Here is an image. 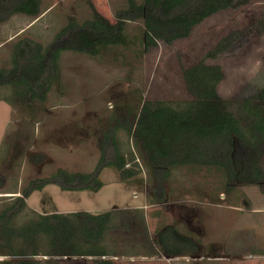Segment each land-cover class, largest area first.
Masks as SVG:
<instances>
[{
	"label": "rangeland",
	"instance_id": "1",
	"mask_svg": "<svg viewBox=\"0 0 264 264\" xmlns=\"http://www.w3.org/2000/svg\"><path fill=\"white\" fill-rule=\"evenodd\" d=\"M42 1L43 10L51 8L24 35L7 41L19 26L33 21L29 17L16 15L1 25L0 69L10 68L11 54L20 41L27 39L47 48L72 19L79 25L90 20L91 6L112 23L126 7V0ZM141 31V23H128L129 45L113 48L99 58L63 54L61 69L67 104L51 112L59 119L56 122L47 110L57 107L53 102L59 100V87L54 88L34 120L29 111L0 101V174L10 179V191L21 195L31 181L51 178L59 169L71 174L93 173L101 158L105 134L124 120L129 128H135L134 113L140 115L146 101L177 103L193 99L183 70L200 63L224 37L236 35V42L219 59L207 61L223 69L220 96L246 98L264 87V0H248L245 6L217 14L196 27L190 38L172 46L159 42L146 54L141 51ZM32 135L30 152L48 157L37 165L22 161L21 153H25ZM119 142L130 160L126 168L136 173L133 179L124 181L118 171L106 169L100 177L104 187L98 193L64 192L57 186H48L31 195L27 200L29 211L20 220L33 217L31 211L49 215L56 207L94 215L119 212V227L107 244L117 262L264 264V187L228 185L217 170L197 167L173 168L168 180L160 184L155 175L152 177L133 138L120 132ZM161 149L167 151L164 144ZM105 150L106 161L113 160V148L108 145ZM165 161L162 164H167ZM16 180L18 184L13 186ZM154 199L162 203L150 205ZM169 228L183 238L187 249L193 247L192 253L172 258L158 253L157 234ZM152 252L157 255L146 257ZM31 260L37 264H92V258L84 257L31 258L19 253L0 256V264H26Z\"/></svg>",
	"mask_w": 264,
	"mask_h": 264
},
{
	"label": "trees",
	"instance_id": "2",
	"mask_svg": "<svg viewBox=\"0 0 264 264\" xmlns=\"http://www.w3.org/2000/svg\"><path fill=\"white\" fill-rule=\"evenodd\" d=\"M247 3L248 0H126V7L116 14L115 23L91 6L90 20L79 25L72 19L51 46L45 48L27 39L15 46L10 68L0 69V101L19 106L30 112L32 120L37 119L49 94L62 83L64 53L99 58L113 48L127 47V24L139 22L141 51L146 54L158 47L159 42L172 46L190 38L207 19ZM50 8L43 10L42 0H0V29L13 16L23 15L36 21ZM235 42L236 35L224 37L200 63L183 70L192 100L146 101L140 115L134 113L135 128H129L124 120L106 133L101 158L93 173L71 174L59 169L51 178L31 181L21 195L19 191H10V179L0 174V256L19 253L31 258H92V264H135L113 260L115 252L107 246L109 236L119 227V212L41 215L31 211L33 217L28 220L19 218L29 211L27 200L31 195L48 186H57L64 192L98 193L104 187L100 177L106 169L118 171L124 181L133 179L136 173L126 168L130 160L120 148V132L132 137L140 147L146 166L160 184L168 180L173 168L197 167L217 170L228 185L264 187V87L250 97L223 99L218 92L224 79L223 69L207 64L208 60L219 59ZM2 91L8 95L1 94ZM28 139L26 151L21 153L22 161L37 165L47 160L45 154L30 152L33 135ZM163 144L167 151L161 149ZM108 145L115 153L111 161H106ZM163 161L167 164H162ZM17 166L21 168L22 162ZM14 183L13 186L17 185L18 180ZM160 203L157 199L150 200V205ZM143 217L140 218L144 223ZM157 235L158 253L165 257L186 256L193 251L192 246L186 248L183 238L171 228ZM156 255L152 252L146 257ZM26 264L37 262L31 260Z\"/></svg>",
	"mask_w": 264,
	"mask_h": 264
},
{
	"label": "crops",
	"instance_id": "3",
	"mask_svg": "<svg viewBox=\"0 0 264 264\" xmlns=\"http://www.w3.org/2000/svg\"><path fill=\"white\" fill-rule=\"evenodd\" d=\"M40 19V18H39ZM38 19V20H39ZM38 20H36V21H30V22H28V23H26V24H23V25H21V26H19V28H18V30H17V33H15V35H9V37L7 38V41H9V40H11V39H13L14 37H20V36H22V35H24L27 31H29L30 30V26H32L34 23H36ZM41 21V20H40ZM62 76H63V80H62V83H61V85L59 86V90L57 91V93H56V95L58 96V98H59V100H55L54 102H53V104L55 105V106H57V107H54V108H51L50 110L48 109L47 110V114H49V117H51L50 119L51 120H53V121H57V120H59L58 118H56V117H53V115H52V111H54L55 109H57V108H65L64 107V105L65 104H67L66 102H65V98H66V96H67V92H65V90H64V88H63V85H64V74H63V72H62ZM54 91V90H53ZM53 91L49 94V96L50 95H52V93H53ZM68 98V97H67ZM79 104V103H78ZM42 122V121H41ZM40 123V122H39ZM40 130V129H39ZM39 130H37V132H38V135H39ZM73 212H76V210H70V209H61V208H55L53 211H51V213L50 214H53V213H58V214H68V213H73ZM83 212H87V213H91V214H93L92 212H89V211H83ZM41 215H43V214H41Z\"/></svg>",
	"mask_w": 264,
	"mask_h": 264
}]
</instances>
